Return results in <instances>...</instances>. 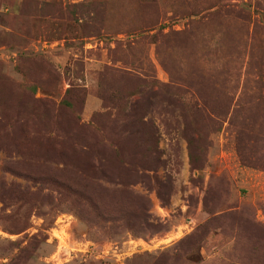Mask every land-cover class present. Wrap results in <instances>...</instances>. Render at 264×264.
Here are the masks:
<instances>
[{
    "label": "rangeland",
    "instance_id": "obj_1",
    "mask_svg": "<svg viewBox=\"0 0 264 264\" xmlns=\"http://www.w3.org/2000/svg\"><path fill=\"white\" fill-rule=\"evenodd\" d=\"M262 75L264 0H0V264H264Z\"/></svg>",
    "mask_w": 264,
    "mask_h": 264
},
{
    "label": "trees",
    "instance_id": "obj_2",
    "mask_svg": "<svg viewBox=\"0 0 264 264\" xmlns=\"http://www.w3.org/2000/svg\"><path fill=\"white\" fill-rule=\"evenodd\" d=\"M260 80H264V75H262V76H260ZM80 166V165H79ZM81 168V167H80ZM144 170H146L145 168H143ZM93 170V168L92 169H90L89 171H92ZM129 171V170H128Z\"/></svg>",
    "mask_w": 264,
    "mask_h": 264
}]
</instances>
